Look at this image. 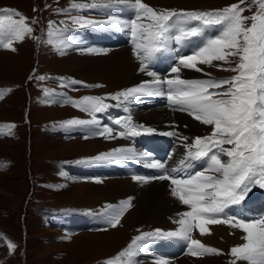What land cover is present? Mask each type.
Instances as JSON below:
<instances>
[{
	"label": "rangeland",
	"instance_id": "obj_1",
	"mask_svg": "<svg viewBox=\"0 0 264 264\" xmlns=\"http://www.w3.org/2000/svg\"><path fill=\"white\" fill-rule=\"evenodd\" d=\"M105 1V3L108 2V0ZM210 1L218 2L215 6H210L213 8L217 6L225 7L233 4H240V0ZM92 2L93 0H74L70 5L73 3ZM67 3L68 0H0V11L8 9L19 12L27 18L26 23L32 28V33L30 35L26 34L23 40L13 41V48L15 50L0 47V62H2V60L4 62L11 61V64H15L14 66H3L0 63V91H3L5 88V91L0 95V264H108V262L112 261L117 255L123 253L128 241H132L133 237L136 238L140 231L147 229L145 233L150 232V227L145 224L133 227L129 220L130 217L128 214L130 211L128 208L124 211L116 227L111 226L107 229H100V231L90 228L73 227L82 222L90 223L87 218L85 222L83 220L88 215H100V211L99 213H80H82L83 210L88 211L89 208H91V210L92 208L96 209L99 205H102V202L106 203L104 200L99 201L100 188L103 187L105 181H103L104 176H100L99 179H96V176L85 174L84 172L80 175L75 174L62 169L63 167L61 166L67 163V161L74 160L73 158H80L85 155L94 156L100 151L111 153L114 150L120 149L125 144H129L133 149L139 152H143V150L133 142L122 141L123 139H121L116 132L112 133L111 136L107 138L104 135L102 139L99 137L89 138V136L83 134L67 135L65 137L55 132L56 127H65V122L68 121L66 119L67 117L80 115L77 110L81 109L74 106L72 103V101H78L77 99L69 102L73 107L67 105L66 101L62 103L58 101L47 102L48 97L52 100H57L62 96V94L55 89H49L46 94L42 93L44 91L42 85L49 84L51 81H49V74L79 79L83 84H76L82 86L83 89H81V91L85 93V97H100L103 99L104 104L108 103L113 93H118L119 89L111 90L109 83H107L108 81L104 77L101 79L99 76L94 78V80H89L76 77L66 72H60L65 61L62 60V55L57 53L60 50L54 47L56 44L43 41L45 39V32H41L40 26L46 24L47 27H51L49 28V32H47L49 37L54 31L59 30V25L54 24L57 23V20L50 19L51 17L48 18V16L52 15L51 8L61 4L67 5ZM110 7H99L98 13H100L98 18H101L100 15L102 14V10H109ZM122 7L123 5L119 6L120 16L118 15V17L123 18L125 14L129 15L128 20H130L131 8ZM156 7L168 8L164 6H154V8ZM186 7L198 6L189 5ZM240 7L245 8V11L242 13L245 17H251L258 10V6L254 4L253 0H244V3L240 4ZM171 8L185 7L172 6ZM71 10L77 15L93 12L92 8H71ZM74 10H76V12ZM57 15L59 21H61V13H57ZM13 18L19 19L20 17L14 16ZM71 19H73L72 16ZM92 21L95 20L93 19ZM190 21L191 20L185 21L179 18H173V22L175 24H181V28L183 29H189L191 26L194 27V25L189 24ZM194 22L196 25L198 23L197 27L201 25L202 28L200 27V35L186 40V42H189L191 55L195 54V52H193L194 48L198 45L201 46V42L205 44L210 40L207 36L209 33L207 30H210V28H208L210 25L207 27L201 22ZM245 23L246 25H250L251 20L249 19ZM69 25L70 24H68V26ZM93 25L96 24H84L79 26L82 30L85 26L90 27ZM67 27L64 29L67 30ZM39 33H42V35H39ZM60 35L62 36L63 32ZM125 35L126 34H124V36ZM123 38L127 41L126 37ZM6 39H8L7 36ZM173 41L175 43L174 45H177L176 41ZM167 49L168 47H166V50ZM170 49H173V47ZM150 63L152 65V60ZM237 63L238 57H229L228 62L216 61L213 65L204 64V68H200L202 71L184 68L182 75L184 72L185 79L195 80L191 78L192 76L187 75L190 74L188 73L189 71L194 70L195 73L197 74L198 72V75L201 77L212 79L211 76L216 74L217 76L214 80L230 79L237 74L231 70L236 68ZM32 64L33 72L29 74ZM177 65L178 64H174V66ZM171 73H167L165 76L169 79H174L175 77L172 76ZM156 76L161 77V75ZM40 77H43V79H40ZM52 82L53 81H51V84L54 83ZM152 82L153 81L141 82L140 84L141 86H148L149 84L153 86ZM65 84H68V82ZM61 86L64 88V85ZM161 86L160 90L163 91L162 88L165 87L164 85ZM66 89L70 96L81 94L80 91H73L69 86L66 87ZM123 103L124 100L120 99L117 106L107 111L116 112V108L124 107L123 105L125 104ZM147 107H149V109L161 107L172 115L177 112L187 113L188 116H193L188 114V111L180 110L177 105L174 107L169 100L166 101L165 99H162L160 103L150 101L148 105L145 104V108ZM81 112L85 114V111L81 110ZM127 117H129V115ZM125 120L126 118L124 121ZM131 121L134 125L138 126L140 134L148 136L154 135L153 139L162 135L167 139L165 134L156 131L152 133L144 132L140 127L141 125L134 120L132 115ZM10 125H14V127L9 130L8 126ZM82 126L84 125H80L78 128L80 129ZM201 131L206 134L205 137L209 136L212 132V126L202 124ZM89 142L90 145H86ZM91 143L94 144V147ZM191 143L193 144L194 140ZM119 144L121 146L120 148L110 152L112 148L115 146L118 147ZM169 146L172 148L170 150L171 152H169L170 156H166L164 159L169 161L168 163H174L172 159L174 152L183 150L184 146L180 143L175 144L172 139L169 141ZM173 146L175 149H173ZM225 147L229 146L225 145ZM222 159L226 161L227 157L222 156ZM135 160L136 162L140 161L138 159ZM158 161H160V159H158ZM123 163H127V161ZM104 164V161H95V158H93L92 160L78 164L75 169L79 171L80 169H84L92 171L93 173L98 172L106 177L111 175L112 170L122 171L121 168H119L120 166H116L114 163H111V166L108 165L109 169H106L105 167L107 165ZM128 164L132 166L129 162ZM190 166L192 169L201 170L205 164L204 161H193L190 159V164L187 165V167ZM94 175L97 174L95 173ZM153 177L156 178V176ZM155 178L151 180V182L156 181L157 179ZM89 185L95 188L98 187V189H93L89 187ZM260 190L261 188L255 185L246 196L258 195L260 194ZM82 203L86 206H81ZM263 205L262 202H259L256 206V210L261 212L259 208L263 209ZM106 206L108 205L106 204ZM66 209L69 211L62 215V223L65 222L69 225L73 224V226L71 228L66 227V232H64L59 229L62 228L61 226L58 227L54 225L53 217L55 213L59 220L60 212ZM71 210H76L80 213ZM231 212L234 213V211ZM256 217L264 218V212H261V215L258 214ZM244 220L254 221V217L247 216ZM106 223L109 222L102 221L101 224L94 223L87 226L96 227L97 225V227H103ZM112 229H123V232L117 231L116 233ZM116 235L120 236V240L107 242V238H112ZM86 238H88L94 246H91L92 248H90V246L84 249L80 248V250L75 251L72 256L75 244ZM9 241L17 245L14 250L8 247ZM184 246L185 244L183 241L179 240L176 242L178 254L188 252L184 250ZM219 253L221 259H223L222 253L225 254V260L220 261L221 264H232L235 259H231L227 255V248L219 251ZM143 257L142 255H138V258ZM116 262L117 264H121L118 260ZM236 264H238V261Z\"/></svg>",
	"mask_w": 264,
	"mask_h": 264
},
{
	"label": "snow or ice",
	"instance_id": "obj_2",
	"mask_svg": "<svg viewBox=\"0 0 264 264\" xmlns=\"http://www.w3.org/2000/svg\"><path fill=\"white\" fill-rule=\"evenodd\" d=\"M253 2L258 6V10L251 17L242 15L245 8L240 7V4H243L244 0H240V4L212 12L165 10L158 13L142 0H108L103 5L93 0L92 3L71 5L72 9L113 5L130 7L135 16L130 21L110 17L106 21L97 22L74 17L73 22L80 25L95 23L123 25L130 30L134 53L141 61L140 71L147 70L153 56L165 49L170 40L180 42L201 34L200 28L191 27L188 30L181 28L179 34L173 35V18L196 20L205 26H223L222 34L208 40L194 55L179 59L178 65L171 68V72L177 74L174 79L162 81L157 77L152 82L155 85H166V93L159 88L142 86L121 91L111 97L113 100L123 98L124 101H129L141 95L166 94L167 99L173 105L179 106L180 110L188 111L194 119L212 126L211 135L195 138L188 152L191 160L206 162L204 170L195 172L187 179L172 178L168 174L159 176V179H171L172 185L175 186L172 195L190 208V211L184 212L177 221L179 229L142 233L120 254L127 257L123 264H131V258L155 238H180L188 241V249L193 256L206 253L220 254L219 250L205 246L191 235L193 229H198L201 235L209 234L207 225L212 224H228L246 233L243 237L246 242L230 250L231 256L235 258L232 264H236L237 261L264 264V220L246 223L242 219H234L225 214V210L231 205L244 200L253 186L264 188V0ZM14 16L20 18L14 19ZM249 19L251 24L246 25L245 22ZM26 21L27 18L15 10L0 11V45L15 50L13 41L23 40L26 34L32 33V28ZM6 36L8 39L4 42ZM88 51L98 53L100 50L89 48ZM229 57H238L236 68L231 69L237 74L230 79L186 80L179 76L180 66L201 71L197 63L213 65V61L228 62ZM147 74L156 76L152 71H148ZM71 83L77 82L73 80ZM72 103L82 111L93 114L108 107L100 97L86 96ZM65 123L69 126L94 124L96 119L93 116L92 120L73 119ZM115 123L124 128V131L119 133L121 137H134L140 134L138 126L132 123L131 116L127 117L123 124L119 119ZM12 127L14 125L8 126L9 130ZM142 130L146 133L153 132L152 128ZM112 132V128L104 127L99 134L107 138ZM167 134L176 135L175 132ZM192 148L195 150H191ZM222 156L227 157V160H223ZM133 158H136V154L131 149H117L95 157V161ZM149 167L164 169L165 165L152 163ZM172 171L175 172L177 169ZM136 179L145 180L143 177ZM127 207H130V201L124 202L114 211L109 219L112 227L118 225ZM8 247L14 250L17 245L9 241ZM108 264L117 262L109 261ZM158 264L168 262L160 260Z\"/></svg>",
	"mask_w": 264,
	"mask_h": 264
},
{
	"label": "bare ground",
	"instance_id": "obj_3",
	"mask_svg": "<svg viewBox=\"0 0 264 264\" xmlns=\"http://www.w3.org/2000/svg\"><path fill=\"white\" fill-rule=\"evenodd\" d=\"M142 2L148 4L152 8H154V6H164V7L178 6V7L187 8L186 6L189 5L199 6V7H210V6H215L218 3L210 0H199V2L198 0L197 1L196 0L193 1L192 0H142ZM119 6L120 5H113L110 7L109 10L108 9L104 11L102 10L101 11L102 14L100 15L101 18L99 17L100 19L97 18L94 20L97 22H103L108 20L107 18L117 17L122 21H129L128 20L129 15L124 14L123 18L118 17L117 14L119 13L120 10ZM124 7L130 8L126 5H123L122 8ZM76 24L77 23L75 24L73 23V25L72 24L69 25L67 27V30L64 29L63 35L61 36V41L63 46H61V49L59 51L60 53L57 52L58 54L62 55L63 57L62 60L65 61V64L61 67V71H60L61 73L66 72L76 77L82 79L86 78L89 80H94V78L99 76L101 77V79L102 77H104L108 81L107 83H109L111 90L119 88L120 92L127 89H131L133 87H142L140 84L141 82H151L158 77V76L155 77L149 76L147 74V72L149 71L148 69L146 71H140L141 61L137 59V56L133 51L134 44L132 42L131 37H126L127 41L122 37L120 39L117 38L112 42H108L113 39V34L110 31L112 25L95 23L96 25L90 27L85 26L83 30L93 28L95 29V31L98 32L97 36L103 35L104 38L94 39L91 43H89L87 40L80 37L81 35L80 32H79L80 35L77 33ZM189 24L194 25V27H197L198 25V23L196 25L194 21H190ZM117 26L121 28L123 32L129 31L128 29L124 28L123 25H117ZM200 27L202 28L201 25L198 26V28ZM41 28H42V32L43 31L45 32L46 24L41 25ZM208 28H210V30H207L209 32L207 36L210 39L216 38L221 34L218 32L217 29L218 25H210ZM174 44L175 43L173 40H170L167 44L168 47L167 50H169L168 55H170V57L174 56L176 52H178L179 54L183 53L182 51L179 50L173 51V49H170ZM202 44L203 43L201 42V45ZM89 48L98 49L100 51L98 53L89 52L88 51ZM188 51L189 52L191 51L189 47H188ZM189 55L191 54L190 53L184 54L183 57ZM215 62L216 61H213V63ZM0 63L3 66L15 65V64H11V61L4 62L2 60V62ZM203 66L204 64L197 63V67L199 69L204 68ZM180 68H181L180 71L184 70L182 66H180ZM195 71L194 70L189 71L188 73L190 74L187 75L192 76L191 78L195 80L211 79V78L201 77L198 75L199 73L197 72L196 74ZM158 78L161 80V77ZM160 86L161 85H155V84H153V86L150 84L148 85L149 88H159V89ZM164 87L167 88L166 85H164ZM146 97L147 95H141L136 97L135 99L124 101L123 103L125 104L123 105L124 107H118L119 109L118 108L115 109L117 115L121 116V120L123 121L125 118H127L128 115L129 116L132 115L134 120L141 125L140 127L142 129L152 128L153 132L156 131L158 133L165 134L167 136V139H172L173 142H175V144L176 143L182 144L184 146L183 150H177L176 152H174V155L172 157L175 164L168 163L169 161H166V159L160 160V163H163L165 165V169H166L165 174L170 175V177L178 178V179L189 178L192 174L200 170L191 168V172L188 173V177H184L182 175V171L178 173L180 177L179 176L173 177L172 175H174V173L178 172L180 169L186 168L187 165L190 164V158L188 157V152L190 150V146L192 145L191 142L195 138L200 137L203 134V132L201 131L202 123L194 119L193 116H188L187 113L185 114V113L175 112L172 115L167 110L161 107H156L155 109H149V107L145 108V104L148 105L150 102V100L149 101L146 100ZM162 99H165L167 101L168 100L167 95L165 94L163 96L155 98L153 102L160 103ZM121 100H123V98H121ZM173 106L175 107V105ZM112 112L113 111L104 112L101 118L96 119V123L86 124L82 126V128L80 129H84L92 132L93 130H99V129H103L104 127H110L111 124L113 123V118H114ZM188 114L190 113L188 112ZM171 132H175L176 135L167 134ZM153 140L156 141V139ZM86 145H90V142ZM92 145L94 147V144ZM161 145H162L161 139L159 140V142L155 144L153 143L152 145L153 147L148 145L147 147L149 148L152 147L153 150L150 155L151 156L153 155L154 147L158 149V147H160ZM120 149H124V150L131 149L132 152L136 154V158L126 159V160L113 159V160L104 161L105 162L104 165H107L105 167L106 169H109L108 165L111 166V163L112 164L114 163V165L116 166L119 165L120 166L119 168H121L122 171L120 172V171L112 170L110 176L109 175L107 177L104 176L103 181H105V183L103 187L100 188L99 201L104 200L106 202V204L108 205L106 210H109L111 214H113L114 208L118 210L123 205L124 202L130 201V207L127 208L130 211L128 215L130 217L129 220L133 225V227L145 224L150 227V232H153L155 230H161L165 232L178 230L180 225L177 223V221L181 218V215L184 212L190 211V208L189 206L184 205L177 197L172 195V189L174 188V185H172L171 179H159V176L161 175L156 176V178L153 177L155 176V174H157L158 169L152 167L148 171L150 173V176L152 177H144L141 175L137 176V174L135 173L136 172V166L134 165L136 163L135 159H138L140 160L139 161L140 163H145V164L150 162L151 163H159V162H156L149 154H146V152L144 151L139 152L133 149L132 146H130L129 144H125ZM191 150L194 151V148H192ZM156 158L160 159L158 157ZM125 161H127V163H123ZM128 162L133 167L130 166ZM204 164L205 166L201 168V170H204L206 168L205 161ZM173 169H177V171L173 172L172 171ZM136 177H143L145 178V180L143 181L138 180L136 179ZM154 178L157 180L151 182V180H153ZM89 187L93 189H98V187L95 188L91 185H89ZM251 205H253V202L241 201L240 203L237 204V206L236 204L231 205V207L228 208V210L230 211L226 209L225 214L230 215L232 217L234 216L233 217L234 219H242L246 223H257L260 220H264V218L256 217L258 216V213H255V211L252 212V210L250 209ZM81 206H86V205H83L82 203ZM238 209H241V211ZM231 211H234V213H232ZM243 211H250V213ZM247 216L254 217V221L244 220V218ZM86 218L91 223V222L99 221L102 218V216L97 214L91 216L88 215L85 217V219H83L84 222ZM207 228L209 229V234H204V235H201L198 229H193L191 232L192 238L198 239L205 246L212 247L217 250L219 249L223 250L227 248L228 249L227 255L231 259H234V257L231 256L230 250L234 246H239L246 242L243 239L246 233H244L243 230L240 228H234L228 224H212V225H207ZM122 230L116 229L114 230V232L117 233V231L119 232ZM119 237H120L119 235H116L112 238L109 237L107 238L108 241L107 240L106 241L107 242H111L113 240L117 241ZM179 240L184 242L185 244L184 250L188 252L178 254L177 251L178 247H176V242H178ZM88 246H90V248L94 246L91 244L88 238L78 241L74 246V250L72 251V256L74 255L75 251H79L80 248L83 249L87 248ZM153 247L156 251V254H152L153 255L152 256L149 253L148 249L143 248L138 252L137 255L131 258V264H158L160 260H166L168 264H221L220 261L225 260L224 259L225 254L223 253H222L223 259L220 258L219 256L220 254L206 253L200 256H193L189 252L188 241H185L180 238H157L156 244ZM144 251H146L148 254ZM138 255H142V256L144 255V257L138 258ZM238 264H248V262L238 261Z\"/></svg>",
	"mask_w": 264,
	"mask_h": 264
}]
</instances>
